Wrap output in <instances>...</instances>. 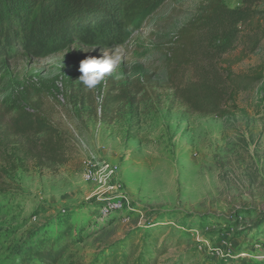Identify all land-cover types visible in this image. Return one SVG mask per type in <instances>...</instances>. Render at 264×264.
<instances>
[{
	"label": "rangeland",
	"instance_id": "1",
	"mask_svg": "<svg viewBox=\"0 0 264 264\" xmlns=\"http://www.w3.org/2000/svg\"><path fill=\"white\" fill-rule=\"evenodd\" d=\"M207 1L165 4L131 35L120 65L94 89L79 81V66L101 50L74 47L0 64V142L16 144L0 148V168L9 173L0 193V264H11L42 237L54 238L62 218L72 232L59 245L66 247L59 264H103L115 244L127 253L144 236L163 245L153 253L157 264H264V41L234 65L239 74L260 68L262 81L241 93L237 110L224 119L188 116L163 69L162 47ZM138 46L154 52L137 59ZM31 86L42 92L31 100L66 136V164L42 156L11 130L8 109ZM124 87L129 98L110 105ZM97 96L105 104L101 115ZM90 159L119 167L130 207L101 214L98 188L83 177Z\"/></svg>",
	"mask_w": 264,
	"mask_h": 264
},
{
	"label": "trees",
	"instance_id": "2",
	"mask_svg": "<svg viewBox=\"0 0 264 264\" xmlns=\"http://www.w3.org/2000/svg\"><path fill=\"white\" fill-rule=\"evenodd\" d=\"M170 1L175 0H0V64L46 58L74 47H126L131 35ZM227 1L239 5L230 8ZM263 6L264 0H208L162 47L168 87L188 116L224 119L237 110L239 95L262 81L260 68L239 74L234 65L248 59L264 41ZM137 48V59L154 52L149 47ZM239 49L240 55L232 62L229 56ZM68 85L64 89L69 101ZM136 87L137 94L145 91L139 82ZM33 95L41 98L42 92L34 86L23 89L8 109L11 130L42 156L66 164L70 159L66 136L38 102L31 100ZM129 96L124 87L119 94H112L109 104L116 105ZM15 147V142H0L3 151ZM8 175L0 168V193ZM58 221L62 227L54 238H40L27 252H18L11 264H59L66 254V247L59 245L70 236L72 227L69 220ZM119 244L110 248L112 253L103 264H157L153 253L159 255L163 250V245H150L145 236L127 253L117 251Z\"/></svg>",
	"mask_w": 264,
	"mask_h": 264
},
{
	"label": "built area",
	"instance_id": "3",
	"mask_svg": "<svg viewBox=\"0 0 264 264\" xmlns=\"http://www.w3.org/2000/svg\"><path fill=\"white\" fill-rule=\"evenodd\" d=\"M97 111L102 114L104 100L97 96ZM84 180L97 186L100 195L101 214L107 216L130 207V202L123 195V185L119 178V167L107 162L90 159L85 162Z\"/></svg>",
	"mask_w": 264,
	"mask_h": 264
},
{
	"label": "clouds",
	"instance_id": "4",
	"mask_svg": "<svg viewBox=\"0 0 264 264\" xmlns=\"http://www.w3.org/2000/svg\"><path fill=\"white\" fill-rule=\"evenodd\" d=\"M101 53L99 57H88L80 62L79 71L82 75L79 81L87 89L96 88L117 69L123 58L119 46L101 49Z\"/></svg>",
	"mask_w": 264,
	"mask_h": 264
}]
</instances>
